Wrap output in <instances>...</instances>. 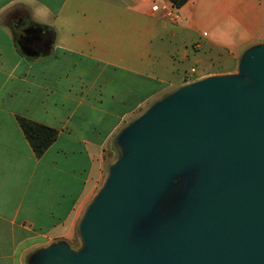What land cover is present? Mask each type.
Here are the masks:
<instances>
[{"label": "crops", "instance_id": "crops-1", "mask_svg": "<svg viewBox=\"0 0 264 264\" xmlns=\"http://www.w3.org/2000/svg\"><path fill=\"white\" fill-rule=\"evenodd\" d=\"M165 1L0 0V264H39L58 244L81 251L80 227L120 153L119 136L197 82L181 74L187 35L195 50L235 59L233 74L264 47V0H189L178 24L152 10ZM22 22L49 39L42 51L19 45ZM19 116L59 131L41 157Z\"/></svg>", "mask_w": 264, "mask_h": 264}, {"label": "water", "instance_id": "water-1", "mask_svg": "<svg viewBox=\"0 0 264 264\" xmlns=\"http://www.w3.org/2000/svg\"><path fill=\"white\" fill-rule=\"evenodd\" d=\"M116 143L126 155L82 222L83 248L55 245L39 264H264V47L238 74L199 80L155 104ZM191 165L198 183L183 213L135 237Z\"/></svg>", "mask_w": 264, "mask_h": 264}, {"label": "rangeland", "instance_id": "rangeland-1", "mask_svg": "<svg viewBox=\"0 0 264 264\" xmlns=\"http://www.w3.org/2000/svg\"><path fill=\"white\" fill-rule=\"evenodd\" d=\"M194 39L195 36L187 35L186 50L189 52L190 58L186 61L184 60L182 62L183 64L180 63L181 74H184L187 70V76H189L190 79H196L197 81H199L204 79V77H201V73L216 72L214 76L225 77L233 74L232 72H235L237 70L236 60L220 49L213 47L210 48L207 46L206 48L199 51L195 50L193 47ZM179 54L181 58V47ZM197 59H200V64L198 65V67L201 73L192 75L190 73V68ZM229 71H231V73H229ZM247 80L249 82L254 81L251 78H247ZM121 150L119 154H116V156H114L116 161H120L126 155V151ZM191 166L184 169L182 173L177 175L178 177L174 178V183L160 199L154 211L139 222L138 227L136 228L134 233L135 237L149 235L151 232L153 233L163 225L175 220L183 213L186 208L185 203L190 198L196 184L198 183V171H195V166ZM78 243L79 237L77 236L74 243L75 246L79 245Z\"/></svg>", "mask_w": 264, "mask_h": 264}, {"label": "trees", "instance_id": "trees-1", "mask_svg": "<svg viewBox=\"0 0 264 264\" xmlns=\"http://www.w3.org/2000/svg\"><path fill=\"white\" fill-rule=\"evenodd\" d=\"M170 1L175 7L181 8L189 0ZM18 121L37 157H41L58 138L59 131L53 127L21 116Z\"/></svg>", "mask_w": 264, "mask_h": 264}, {"label": "flooded vegetation", "instance_id": "flooded-vegetation-1", "mask_svg": "<svg viewBox=\"0 0 264 264\" xmlns=\"http://www.w3.org/2000/svg\"><path fill=\"white\" fill-rule=\"evenodd\" d=\"M17 26L20 30L19 45L22 48L37 52L44 49L49 39L45 37L42 31L34 30L35 28L30 26H23V22L22 24L18 23Z\"/></svg>", "mask_w": 264, "mask_h": 264}, {"label": "built area", "instance_id": "built-area-1", "mask_svg": "<svg viewBox=\"0 0 264 264\" xmlns=\"http://www.w3.org/2000/svg\"><path fill=\"white\" fill-rule=\"evenodd\" d=\"M152 10L154 12L160 11L161 15L172 24H178L182 20L178 8L175 7L170 0L163 2L160 6H154Z\"/></svg>", "mask_w": 264, "mask_h": 264}]
</instances>
